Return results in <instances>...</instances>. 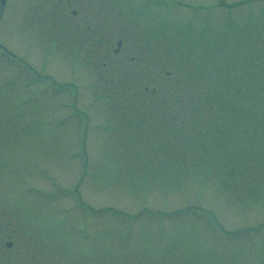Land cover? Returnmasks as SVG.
<instances>
[{
	"label": "rangeland",
	"instance_id": "1",
	"mask_svg": "<svg viewBox=\"0 0 264 264\" xmlns=\"http://www.w3.org/2000/svg\"><path fill=\"white\" fill-rule=\"evenodd\" d=\"M0 44V264H264V0H5Z\"/></svg>",
	"mask_w": 264,
	"mask_h": 264
},
{
	"label": "flooded vegetation",
	"instance_id": "2",
	"mask_svg": "<svg viewBox=\"0 0 264 264\" xmlns=\"http://www.w3.org/2000/svg\"><path fill=\"white\" fill-rule=\"evenodd\" d=\"M0 2L2 3L3 2V0H0ZM76 14V13H75Z\"/></svg>",
	"mask_w": 264,
	"mask_h": 264
}]
</instances>
